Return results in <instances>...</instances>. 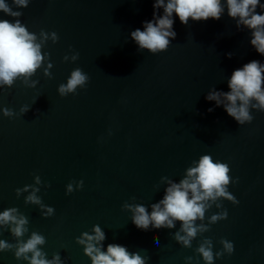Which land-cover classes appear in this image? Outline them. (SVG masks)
Listing matches in <instances>:
<instances>
[{
	"label": "water",
	"instance_id": "obj_1",
	"mask_svg": "<svg viewBox=\"0 0 264 264\" xmlns=\"http://www.w3.org/2000/svg\"><path fill=\"white\" fill-rule=\"evenodd\" d=\"M13 9L23 13L19 19L30 32L59 36L42 49L53 65L51 78L42 67L31 78L38 81L34 88L20 80L0 88V110L15 113L9 118L0 111V212L15 207L27 217L23 239L38 232L48 259L58 253L62 264H91L76 240L99 225L105 250L121 244L146 257V264H204L195 251L204 238L213 241L214 253L222 250V238L234 244V252L214 264H264V112L251 110L254 119L241 126L205 99L213 87L229 91L235 69L252 60L264 63L250 31L237 29L226 9L220 20L188 25L174 14L176 38L167 51L152 55L138 50L130 34L153 19V0H30ZM0 19L14 20L3 12ZM74 53L75 62L63 60ZM75 68L89 82L61 97L58 87ZM24 106L30 110L21 114ZM205 154L229 165L228 190L238 201H220L222 208L213 206L205 223L222 210L227 219L210 225L190 248L173 238L179 222L173 229H138L123 205L142 204L150 212L167 186L161 177L179 182ZM37 175V195L55 210L48 217L40 205L25 203L29 192L16 195ZM81 180V189L66 194L69 183ZM0 239L16 242L7 228H0ZM0 264L27 261L4 251Z\"/></svg>",
	"mask_w": 264,
	"mask_h": 264
},
{
	"label": "clouds",
	"instance_id": "obj_2",
	"mask_svg": "<svg viewBox=\"0 0 264 264\" xmlns=\"http://www.w3.org/2000/svg\"><path fill=\"white\" fill-rule=\"evenodd\" d=\"M30 0H0V12L13 17L14 20L0 19V88H12L17 80L26 87L34 88L38 81L31 78L44 69V76L51 78L50 69L53 67L49 61V54L42 51L48 40L56 43L59 36L56 32L41 30L39 36L30 32L21 23V11L14 10L28 7ZM261 11L258 12L257 9ZM153 19L143 23V30L137 28L132 31L131 39L138 45V50H147L152 55L167 51L172 40L176 38L173 29L174 14L183 25L189 21L200 22L209 19L220 20L227 10V15L235 20L237 29H247L251 33L250 44L264 56V3L261 0H153ZM163 9L159 15L158 10ZM231 58L232 53L227 54ZM79 53L71 56L65 55V62H75ZM47 62V66L44 67ZM89 82V76L80 68L71 71L66 83L60 84L58 93L61 97L76 94L77 89H83ZM229 91H218L214 87L209 90L205 99L214 101L217 107L223 106L226 113L239 125L250 124L254 117L251 110L264 112V63L252 60L242 67L235 69L227 81ZM30 109L24 106L20 109L25 114ZM214 109L209 108L208 112ZM3 116L12 118L15 113L9 108L0 110ZM231 169L227 163L213 160L211 155H201L198 160L192 161L191 166L179 182L168 177H161L160 183L166 184L163 198L148 207L142 204L125 203L123 209L132 213L131 221L140 230L173 229L177 222L180 228L174 233V239L185 248L192 246V241L198 235L210 231V225L227 219L228 213L222 210L207 217L206 213L215 206L222 208L220 201L227 200L237 204L236 198L229 192V185L233 182ZM34 185H26L16 190L19 197L29 192L25 197L26 204L40 205L42 215L48 217L54 214V208L42 203L37 195L40 191L35 185L41 184L37 175ZM75 183V188H74ZM83 187V181L72 182L66 186V194ZM31 190V191H30ZM199 221V223H197ZM28 219L19 213L15 207L0 212V228H7L15 238V243L0 239V252L13 251L17 260L27 261V264H62L60 255L54 254L52 259L40 246L46 243L43 235L33 231L27 240L23 237L29 231ZM105 232L99 225H94L92 234L83 232L76 243L83 246L84 255L90 258L91 264H146L147 258L138 252H130L127 247L118 243H109L106 250L103 241ZM219 243L222 250L213 251V241L204 238L196 252L202 257L204 264H214L216 258L234 252V244L227 239ZM188 261L192 257L186 258Z\"/></svg>",
	"mask_w": 264,
	"mask_h": 264
}]
</instances>
